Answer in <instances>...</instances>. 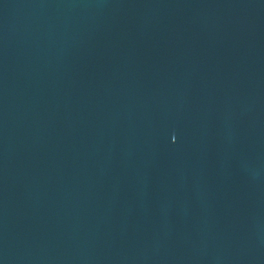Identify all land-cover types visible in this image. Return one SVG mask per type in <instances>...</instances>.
<instances>
[{
    "label": "water",
    "instance_id": "1",
    "mask_svg": "<svg viewBox=\"0 0 264 264\" xmlns=\"http://www.w3.org/2000/svg\"><path fill=\"white\" fill-rule=\"evenodd\" d=\"M0 264H264V0H0Z\"/></svg>",
    "mask_w": 264,
    "mask_h": 264
}]
</instances>
